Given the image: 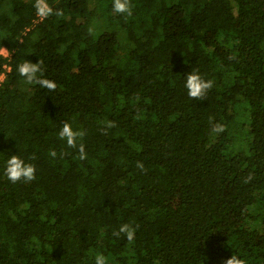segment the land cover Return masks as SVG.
<instances>
[{"label": "trees", "instance_id": "1", "mask_svg": "<svg viewBox=\"0 0 264 264\" xmlns=\"http://www.w3.org/2000/svg\"><path fill=\"white\" fill-rule=\"evenodd\" d=\"M33 3L0 0V264H264V0ZM39 59L55 91L19 76ZM193 69L214 81L203 99ZM14 154L34 181L7 179Z\"/></svg>", "mask_w": 264, "mask_h": 264}, {"label": "clouds", "instance_id": "2", "mask_svg": "<svg viewBox=\"0 0 264 264\" xmlns=\"http://www.w3.org/2000/svg\"><path fill=\"white\" fill-rule=\"evenodd\" d=\"M33 7L36 10V14L41 18H47L53 14L57 16H63L62 10H54L48 3V0H34ZM132 3L131 0H113V11L117 14H126L127 16L132 15ZM89 33L93 32L90 27L88 29ZM229 59H235L234 56H230ZM17 71L19 76L23 77L25 83L28 85H39L41 88H45L49 91H55L57 84L54 80L44 78L43 76V61L39 59L38 62H31L29 60H24L23 63L17 66ZM185 88L187 94L192 99H203L208 91L214 87V81L210 79H205L199 71L193 69L185 77ZM105 127L101 129L102 132L107 131V129L114 128L116 126L115 121H105L103 122ZM213 132L220 133L225 131V125L216 123L213 126ZM86 133L83 130H74L70 123H64L58 133L61 140L66 141L69 148L77 149L80 160L87 159V153L85 151V145L82 142L83 137ZM49 155L52 158L57 157L56 151H50ZM61 156L64 153L60 154ZM36 157L33 155L30 160H35ZM137 168L141 171L144 170V164L142 161H137ZM5 175L9 181L13 184L20 181L31 182L36 179L37 168L34 163L22 158L21 156L14 154L11 155L5 167ZM252 179L251 174L245 180L248 183ZM121 233L125 234L127 240L132 242L135 238L136 228L132 225L125 223L122 224L118 231L114 232V236H119ZM94 264H108L107 257L102 253L97 254L94 258ZM223 264H247V261L241 258L238 254H234L231 257L225 259Z\"/></svg>", "mask_w": 264, "mask_h": 264}, {"label": "rangeland", "instance_id": "3", "mask_svg": "<svg viewBox=\"0 0 264 264\" xmlns=\"http://www.w3.org/2000/svg\"><path fill=\"white\" fill-rule=\"evenodd\" d=\"M3 52H4L5 54H7V53H8L6 49H3Z\"/></svg>", "mask_w": 264, "mask_h": 264}]
</instances>
